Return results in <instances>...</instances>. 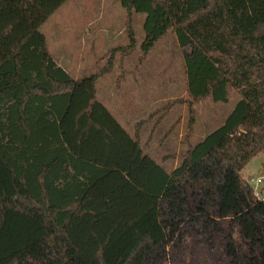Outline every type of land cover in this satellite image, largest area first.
I'll return each mask as SVG.
<instances>
[{
	"label": "trees",
	"instance_id": "1",
	"mask_svg": "<svg viewBox=\"0 0 264 264\" xmlns=\"http://www.w3.org/2000/svg\"><path fill=\"white\" fill-rule=\"evenodd\" d=\"M67 1L0 0V264H264V199L243 175L264 155V0H117L129 44L82 78L59 65L41 31ZM133 14L146 17L142 54L173 32L186 69L185 98L161 110L187 109L178 165L141 162L135 138L119 152L126 160L136 145L142 190L112 167L126 134L95 87L117 52H134ZM234 93L222 126L190 144L196 106ZM91 130L100 148L83 155Z\"/></svg>",
	"mask_w": 264,
	"mask_h": 264
},
{
	"label": "rangeland",
	"instance_id": "2",
	"mask_svg": "<svg viewBox=\"0 0 264 264\" xmlns=\"http://www.w3.org/2000/svg\"><path fill=\"white\" fill-rule=\"evenodd\" d=\"M192 1L187 0V3ZM145 18L144 14L132 15L136 38L134 52L129 56L117 52L110 70L103 71L95 85L98 102L126 134L120 138L119 146L111 147L116 153L111 159L112 167L122 170L129 183L141 190L136 169L131 168L136 145L133 143V153L126 160H119L120 150L129 151V140L136 139L139 145L137 157L141 162L158 163L171 171L186 150L184 138L189 133L185 105L177 103L170 112H161L170 102L185 98L186 69L182 51L176 36L170 32L148 56H144L141 46L145 37ZM127 21L126 11L117 0H68L42 25L41 31L47 39L49 52L59 65L73 77L82 78L102 72L108 66V52L129 44ZM78 94L84 96V92ZM238 100L234 93L228 103L200 102L196 106L190 144L200 142L204 136L221 127ZM82 125L81 118L78 128ZM99 134L91 130L83 144V155L98 152ZM104 158L105 149L102 150ZM262 174L263 154L252 159L243 172L246 181L258 193L255 195L257 199H264V180L257 184ZM72 235L81 236L82 231L72 232ZM214 251L211 253L216 256V249ZM192 262L188 259L184 264H195Z\"/></svg>",
	"mask_w": 264,
	"mask_h": 264
},
{
	"label": "built area",
	"instance_id": "3",
	"mask_svg": "<svg viewBox=\"0 0 264 264\" xmlns=\"http://www.w3.org/2000/svg\"><path fill=\"white\" fill-rule=\"evenodd\" d=\"M262 180H264V175L262 174V176L259 178V182H257V184L262 183ZM257 181V180H256ZM256 196H258V193H255Z\"/></svg>",
	"mask_w": 264,
	"mask_h": 264
}]
</instances>
